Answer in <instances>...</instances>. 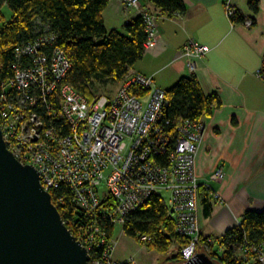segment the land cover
<instances>
[{
	"label": "built area",
	"instance_id": "built-area-1",
	"mask_svg": "<svg viewBox=\"0 0 264 264\" xmlns=\"http://www.w3.org/2000/svg\"><path fill=\"white\" fill-rule=\"evenodd\" d=\"M120 1L127 9L142 10L148 38L145 49L151 50L161 38L160 16L145 9L140 0ZM226 12L237 24L233 20L236 8L228 5ZM242 23L251 28L255 22ZM54 39L16 48L19 61L14 76L0 83V128L7 149L21 165L37 169L42 187L55 195L53 203L65 215L66 197L56 195L64 189L70 202L86 213L80 225L61 217L72 233L76 230L91 264H136L113 262L114 242L107 240L108 227L114 232L116 226L122 228L131 214L145 208L160 191L170 194L168 213L178 234L189 239L182 257L185 263L192 261L201 240L196 155L207 125L186 121L173 142L165 126L169 121L164 123L167 93L140 73H132L114 97L87 99L67 82L72 64L64 50L52 45ZM209 51L210 47L191 40L181 55L195 72L197 58ZM257 76L263 78L262 72ZM133 88L147 93L135 96L130 93ZM224 176L220 169L204 184L213 200L221 197L212 184ZM250 254L264 264L263 246L251 248ZM241 256L246 261L251 257Z\"/></svg>",
	"mask_w": 264,
	"mask_h": 264
},
{
	"label": "trees",
	"instance_id": "trees-1",
	"mask_svg": "<svg viewBox=\"0 0 264 264\" xmlns=\"http://www.w3.org/2000/svg\"><path fill=\"white\" fill-rule=\"evenodd\" d=\"M111 0H0V17L2 8L9 4L13 18L0 28V83L7 82L14 76V65L19 61L16 48L33 41L44 40L54 36L52 45L66 53L72 68L67 82L87 99L99 98L103 88L112 85L121 87L132 74V69L146 53L148 41L143 16L136 18L124 26V31L106 29L104 14ZM141 5L152 6L151 9L160 17L173 18L184 15L187 9L184 0H140ZM258 2L251 3L256 13ZM233 18L235 23L244 22V17L237 10ZM26 60V59H24ZM264 78V62L261 70ZM131 94L143 97L146 91L133 88ZM167 106L164 110V123L169 137L176 142L178 129L186 121L200 122L209 118L215 110L222 106L217 94L206 96L199 80L195 76L182 78L175 87L166 91ZM200 202L209 204L212 200L210 191L204 186L200 188ZM57 194L66 197L68 214L57 207L63 219L83 223L86 213L71 203L67 189ZM53 198L55 195H53ZM209 207L205 209L210 215ZM125 235L140 239L149 249L164 253L169 252L172 245L179 248L169 258L175 264H184L182 251L189 239L181 237L173 218L168 213V205L161 195L150 199L147 206L131 214L122 227ZM107 240L114 242V230L108 227ZM73 235L81 241L76 230ZM147 237L148 241H143ZM211 239L212 241L209 242ZM208 241V244H207ZM206 243V246H205ZM202 246L204 248H202ZM264 246V209L248 210L240 224L225 234V237L214 239L201 236L198 246L215 264H258L251 253V248ZM207 248V249H206ZM210 249V250H209ZM210 251V252H209ZM250 255L248 261L241 255Z\"/></svg>",
	"mask_w": 264,
	"mask_h": 264
},
{
	"label": "crops",
	"instance_id": "crops-1",
	"mask_svg": "<svg viewBox=\"0 0 264 264\" xmlns=\"http://www.w3.org/2000/svg\"><path fill=\"white\" fill-rule=\"evenodd\" d=\"M255 1L257 13L251 9ZM184 3V15L160 17V41L131 72L153 78L163 91L182 78L195 76L206 96H219L221 108L203 120L207 129L196 164L202 188L215 171L225 172L224 181L212 184L221 199L209 200L200 209L201 236L216 240L236 228L246 211L264 209V78L257 76L264 62V0ZM228 5L254 25L233 24L226 12ZM108 6L105 25L108 18L116 24L109 31H124L127 23L140 17L139 10L125 8L120 0H111ZM150 6L143 5L151 10ZM191 40L210 47L206 56L197 58L195 72L181 55ZM208 207L210 215L205 213Z\"/></svg>",
	"mask_w": 264,
	"mask_h": 264
},
{
	"label": "water",
	"instance_id": "water-1",
	"mask_svg": "<svg viewBox=\"0 0 264 264\" xmlns=\"http://www.w3.org/2000/svg\"><path fill=\"white\" fill-rule=\"evenodd\" d=\"M184 264H215L197 253ZM91 257L62 220L36 168L21 165L0 128V264H91Z\"/></svg>",
	"mask_w": 264,
	"mask_h": 264
},
{
	"label": "rangeland",
	"instance_id": "rangeland-1",
	"mask_svg": "<svg viewBox=\"0 0 264 264\" xmlns=\"http://www.w3.org/2000/svg\"><path fill=\"white\" fill-rule=\"evenodd\" d=\"M128 8L134 9L133 7H130V6ZM150 9H153V7L150 6ZM139 13L141 16L142 10L140 8H139ZM12 18H13V12L10 10L9 4L6 3L4 5V7L2 8V15L0 17V28H2L4 25H7V23L10 22L12 20ZM114 25H116V24H114L113 21L110 18H108L107 22H106V29L112 30L115 28ZM118 28H120V27H118ZM120 29H122V28H120ZM121 32H123V31H121ZM119 89H120V87H118L117 85H113V84L111 85L110 84L109 86L104 87L102 92L105 96L114 97ZM205 133H204L203 139L201 140V143L199 144L200 146L205 139ZM199 151H200V149H199ZM199 151H197L196 158L198 157ZM196 164H197V160H196ZM224 178H225V176H224ZM224 180H222V181H224ZM216 182H221V180L216 181ZM160 193H161V196L163 197L164 201L167 204L168 201L170 200V194L166 191H160ZM213 201H217V199L214 198ZM200 214H201L200 215V219H201V217L203 216L202 210H201ZM199 225H200V221H199ZM200 227H201V225H200ZM113 240H114V243H113L114 244V252H113L112 260L115 263L126 262L128 260H131V261L136 262V264H175V263L169 261L170 260L169 258H171L172 255H174L179 250V248H177V246L175 244L172 245L171 249L167 253H164V252L160 253L157 250L149 249L147 247V245L145 243H143L139 238L135 239V238L130 237L128 235L126 236L123 228H121L120 226H116V231L114 232ZM200 244H201V240H200L199 244L197 245V251L198 252H202L203 251L202 248H204L203 246H202V248L201 247L199 248L198 246H200ZM207 244H208V241H207ZM205 246H206V243H205Z\"/></svg>",
	"mask_w": 264,
	"mask_h": 264
}]
</instances>
